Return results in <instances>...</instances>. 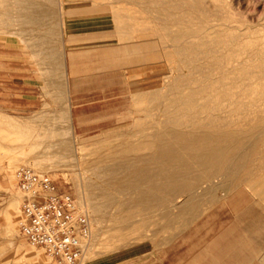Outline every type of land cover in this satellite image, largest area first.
Wrapping results in <instances>:
<instances>
[{"label":"rangeland","instance_id":"obj_1","mask_svg":"<svg viewBox=\"0 0 264 264\" xmlns=\"http://www.w3.org/2000/svg\"><path fill=\"white\" fill-rule=\"evenodd\" d=\"M24 1L26 0H0V56L9 47L16 50L17 54L30 57L36 70H44L43 67L47 65L41 63V58L34 54L28 41L35 27L21 22L25 15ZM57 2L59 7L63 8L56 31L58 56L61 62L65 56L66 35L88 28L95 32L104 30L109 36V43L113 47L111 56L104 66L111 82L112 102L109 109L112 114V128L101 131L88 129L86 135L82 134L78 137L67 131L63 136L64 149L69 151L73 160L68 158L63 160L65 167L52 172L47 171L46 163L35 164L33 160L32 147L34 143L39 142L42 134L37 137V131L34 132L32 129L30 135V131L27 130L25 134H29L28 136H9V141L6 142L3 138L5 132L0 129L2 144L12 146L10 148L0 146V264H55L42 250L30 245L19 232L22 196L17 188L14 173L20 167H28L38 173L49 175L55 181L58 193L71 195L76 206L80 205L78 209L87 212L92 227L85 260L94 258L95 254L140 242L147 231L158 230V226L166 227L167 220L162 218L164 215L167 216L168 201L156 207L158 209L151 208L149 211L140 209L133 214L122 211L123 213L117 214L115 212L117 207L109 208L110 202L113 201L105 198L106 195L114 192L106 190L105 196L92 199L94 201L92 205L97 210L105 211L95 220L89 209V203L78 202L76 184L81 183L80 186L83 187L85 183L100 185L99 177L96 175L98 172L105 171L113 164L149 154L146 153L147 151H139V148L149 144L156 133L162 134L163 129L157 124L167 121V116L161 112L174 100L171 92L174 79L182 85L185 81L180 80V77L186 78L191 75L190 82L193 83L190 84L191 89L204 85L205 74L190 72L191 66H186L183 62L185 59L174 57L172 54L174 47H187L190 43L196 45L199 42L192 36L204 32L210 26L212 29L207 32L210 33V37H215L216 32L221 34L224 32L229 36L230 31L226 28L229 26L234 34L240 37L234 46L238 51L248 50L256 44H264V0H57ZM173 4L179 5L178 9ZM163 17L165 20H162ZM117 45L123 48L119 57L115 51ZM132 48L138 51L136 60L128 56L127 50ZM215 50L221 51L220 46L215 47ZM201 51L197 50V52ZM190 56L192 53L189 52L186 58ZM204 60V58L201 60L198 67H204L206 63ZM196 65L194 64L193 67ZM100 66H103L102 63H96V70L100 69ZM190 88L184 93L189 92ZM45 129L52 128H43L42 132ZM256 142V150L251 149L241 155L243 159H247V165L232 170L233 172L218 167L217 171L194 170L195 172L183 174L179 178H174L175 176L171 174L161 176L165 182L159 188L168 197V189H171V194L175 195L176 199L177 215L185 209L189 213V218L194 219L216 205L220 199L237 193H242L244 199L260 201L264 207V138H259ZM21 149L26 150L23 155L17 153ZM226 172L229 173L228 176ZM175 180L180 181L175 182ZM210 188L215 189L213 196L202 197ZM84 198L86 199V195ZM123 201L124 199L115 203H123ZM149 213L154 215L150 216ZM119 218L123 225L120 234L125 237L124 241L110 249H103L102 245L109 241L110 235L117 234L110 229L117 228L113 221ZM97 231L98 236L95 237ZM90 246L92 247L88 253Z\"/></svg>","mask_w":264,"mask_h":264},{"label":"bare ground","instance_id":"obj_2","mask_svg":"<svg viewBox=\"0 0 264 264\" xmlns=\"http://www.w3.org/2000/svg\"><path fill=\"white\" fill-rule=\"evenodd\" d=\"M23 4V7H25V15L21 19V22L24 25L27 24L31 25L30 27H35V31L30 33V38L28 39L31 46L41 47V42L49 44V41L56 36L57 27L59 25L58 18L63 12V8L59 7L57 0H26ZM174 7L178 9L179 5H174ZM174 7L172 8L174 9ZM172 16L171 18H173ZM211 16L209 15V17ZM2 19L4 18L2 17ZM163 19L165 20V17H163L162 20ZM168 27L171 29L170 26ZM226 28L230 31L229 36L224 32L222 33L223 35L220 32H216L214 33L215 37H210V33H207L212 29L210 26L207 27L204 32L192 36V38L199 42L196 45L190 43L187 47L173 48L172 54L174 57L184 58L185 60H183V62L186 66H191L190 72L197 71L199 74H205V82H203L204 85L202 87L191 89V75L186 76V78L183 76L180 77V80L185 81L182 85L174 79L171 86L174 100L169 106L163 109V112H161L167 116V121L157 124V126L163 129L162 134L156 133L153 139L149 141V144L139 148V151H147L146 153L149 152V154L135 157L131 161L113 164L108 169L104 167L106 168L105 171L102 170L103 172H98L96 174L99 177L100 185L85 183L83 187L80 186L81 183L76 184L79 197L78 202L80 204L84 203V201L89 203V209L95 217V220L105 211L101 212L97 210L94 205H92V202L94 203L92 199L105 196L106 190L114 192V194L106 195L105 197L109 201H113L110 202L109 208L113 209L117 207L115 211L117 214H120L122 211L133 214L140 209L149 211L151 208L162 206L164 201H168V196L159 188L160 185L165 182L161 179L163 175L171 174V176H175L174 178H179L183 174L195 172L194 170L201 172V170H216V168L219 167L220 169L232 171L244 168L247 165V159H243L241 155L244 152L246 153L251 149L257 148L256 140L264 138V44H256L248 50L238 51L234 46L239 41L240 37H238V35L236 36L234 34L235 32L232 31L229 26H226ZM18 34L20 35V33ZM217 46H220L221 51L218 52L215 50ZM198 49L202 51L197 52ZM189 52L192 53V56L186 58ZM203 58L206 62L205 65L203 64L204 67H198ZM194 64L197 65L193 67ZM162 72H164V70ZM188 88H190L189 92L185 94L184 92L187 91ZM65 131L66 130H64V132ZM53 134V128L45 129L41 137L39 136V142H32L34 143L32 147L34 163H46L47 171L51 172L64 168L65 165L63 164V160L67 158L73 160V156L69 151H65L64 142H56L59 144L55 142H53L54 144L52 143L51 139L53 138ZM151 135L152 134H150V136ZM218 160L219 162H217ZM226 174L228 176L229 173L226 172ZM176 181L180 180H175V182ZM101 185L105 187L103 188ZM83 192H85L86 199L84 198L85 195L83 196ZM214 192L215 189L210 188L202 197L207 195L209 198L213 196ZM122 199H124L123 203H115L120 202ZM79 206L80 205H78V207ZM106 213H104V215ZM130 216L132 217L133 215ZM113 222L116 223L117 228L113 227L110 230L116 231L117 234L110 235L109 241L102 245L103 249H110L122 243L125 239V237L120 234L123 229L120 218ZM130 222L131 221H129V223ZM96 236H98V231L95 233V237ZM91 247L92 246L88 249V253ZM96 255L97 254H95V256ZM90 260L88 259V261Z\"/></svg>","mask_w":264,"mask_h":264},{"label":"crops","instance_id":"obj_3","mask_svg":"<svg viewBox=\"0 0 264 264\" xmlns=\"http://www.w3.org/2000/svg\"><path fill=\"white\" fill-rule=\"evenodd\" d=\"M55 37L49 44L31 46L47 65L44 70H36L30 57L9 47L0 56V129L6 142L9 136L26 135L27 130L31 135L32 129L38 137L46 127L55 129L52 143H62L66 131L78 137L88 129L112 128L111 82L104 64L113 46L106 31L83 28L66 35L62 62ZM121 50L115 47L118 57ZM127 51L130 59L138 58L137 49ZM96 63L103 66L96 70ZM0 146L12 147L2 141ZM171 193L169 188L167 216L162 218L167 220L166 227L158 226L140 242L102 252L84 264H264V207L260 201L237 193L191 219L185 209L177 215Z\"/></svg>","mask_w":264,"mask_h":264},{"label":"built area","instance_id":"obj_4","mask_svg":"<svg viewBox=\"0 0 264 264\" xmlns=\"http://www.w3.org/2000/svg\"><path fill=\"white\" fill-rule=\"evenodd\" d=\"M22 195L19 232L55 264H84L91 220L74 198L58 193L54 180L28 167L14 173Z\"/></svg>","mask_w":264,"mask_h":264}]
</instances>
